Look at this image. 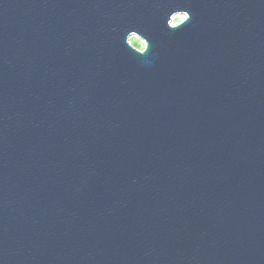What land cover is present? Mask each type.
Listing matches in <instances>:
<instances>
[{
  "label": "water",
  "instance_id": "1",
  "mask_svg": "<svg viewBox=\"0 0 264 264\" xmlns=\"http://www.w3.org/2000/svg\"><path fill=\"white\" fill-rule=\"evenodd\" d=\"M0 264H264V0H0Z\"/></svg>",
  "mask_w": 264,
  "mask_h": 264
},
{
  "label": "rangeland",
  "instance_id": "2",
  "mask_svg": "<svg viewBox=\"0 0 264 264\" xmlns=\"http://www.w3.org/2000/svg\"><path fill=\"white\" fill-rule=\"evenodd\" d=\"M130 44L135 47L136 49L140 50V47L139 45L142 43L144 45V48H145V44L143 42V40L138 37V36H132L129 40Z\"/></svg>",
  "mask_w": 264,
  "mask_h": 264
},
{
  "label": "bare ground",
  "instance_id": "3",
  "mask_svg": "<svg viewBox=\"0 0 264 264\" xmlns=\"http://www.w3.org/2000/svg\"><path fill=\"white\" fill-rule=\"evenodd\" d=\"M184 19V16H178L174 19L173 24H177Z\"/></svg>",
  "mask_w": 264,
  "mask_h": 264
},
{
  "label": "clouds",
  "instance_id": "4",
  "mask_svg": "<svg viewBox=\"0 0 264 264\" xmlns=\"http://www.w3.org/2000/svg\"><path fill=\"white\" fill-rule=\"evenodd\" d=\"M139 47L141 51H144V45L142 43L139 45Z\"/></svg>",
  "mask_w": 264,
  "mask_h": 264
}]
</instances>
